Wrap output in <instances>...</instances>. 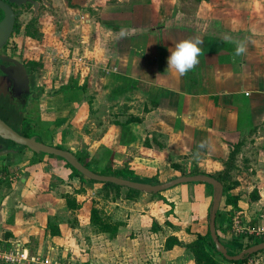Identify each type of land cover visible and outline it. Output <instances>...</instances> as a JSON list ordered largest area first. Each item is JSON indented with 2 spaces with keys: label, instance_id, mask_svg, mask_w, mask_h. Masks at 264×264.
Masks as SVG:
<instances>
[{
  "label": "crops",
  "instance_id": "crops-1",
  "mask_svg": "<svg viewBox=\"0 0 264 264\" xmlns=\"http://www.w3.org/2000/svg\"><path fill=\"white\" fill-rule=\"evenodd\" d=\"M87 1L90 9H73L77 22L85 23L74 45L82 52L57 54L69 66H79L87 83H72L85 91L75 98L70 91L60 94L66 105L89 100L88 109L99 106L117 117L103 121L97 137L70 135L66 128L80 123L79 111L70 116L57 106L59 94L45 96L56 103L38 107L47 104L51 117L40 118L37 110L31 135L82 156L94 171L128 168L159 182L182 172L221 171L238 145L231 171L236 184L229 190L238 199L235 206L220 202L219 235L239 253L249 235L232 232L233 218L244 227L264 223V0ZM187 38L202 41L201 54L196 67L180 76L167 69L168 49ZM232 41L244 42L246 51L236 56ZM24 113L21 120L12 119L21 131ZM5 163L0 244L82 264H195L184 246L166 248L165 242L174 237L187 244L206 234L210 184L186 182L128 197L124 186L116 190L82 179L64 160L26 147L1 155L0 167ZM66 195L75 206L67 205ZM92 208L104 228L93 223ZM253 256L264 264V249Z\"/></svg>",
  "mask_w": 264,
  "mask_h": 264
},
{
  "label": "rangeland",
  "instance_id": "rangeland-1",
  "mask_svg": "<svg viewBox=\"0 0 264 264\" xmlns=\"http://www.w3.org/2000/svg\"><path fill=\"white\" fill-rule=\"evenodd\" d=\"M50 1L51 4L49 7H44L42 10L40 9L38 11L37 9L34 11L29 10L20 15V17L18 18V28L16 30V33L12 36L8 44V48L11 49L10 52L12 55L17 57L21 62L33 64L34 68L28 69L31 73V86L34 91H38V89H41L39 90L40 92L38 91L40 98L37 97L36 100H32V98H30L29 102H26L27 105L25 107V116L23 117L24 124L26 125V127H29L33 124L37 116V110L39 112L40 118L42 117L43 119H48L49 117H51V112H49L50 109L47 108V104L45 105L43 110L39 109L38 104L56 103L55 101L52 102V98H46L45 96H54L59 94L60 99L57 100V106H64L63 108H65L66 111L69 110L71 112L70 116L75 115L76 112L79 111L78 114H76V118L78 120L80 118V123L77 124L73 122L74 127L66 128L67 133L70 131L69 134L74 135L73 132H77L78 135L79 133L88 132L90 134H97V137L99 132L103 129V126L101 127L103 121L105 122L107 119L112 120L116 118L117 115H110V113L107 111L105 113V111H103L99 106H97L96 109L92 108L91 110L90 103H88L89 100H83L76 106L72 105L71 103L66 105V103L68 102H66L64 99L62 100V96L60 94L62 87H64L68 83H72L73 80L84 84L83 82L86 78L85 74L82 75L80 73L78 65L69 66V61H63L62 58L57 56L58 53L65 54L66 52V54L71 57L72 55H76L78 53L77 50L79 52H82L80 46L77 50L75 49L74 51V45L79 41L78 39L81 38L83 32L82 27H84L85 23L82 22L81 24H79L77 22L75 14L73 13V9H90L89 1L68 0L69 4L66 0ZM102 1L108 4L116 2V0ZM31 16H33L31 20L32 25L29 24L27 26H31V29L38 34V37L33 36L32 32L27 33V27H25V24L29 21V19H31ZM85 82L87 83V80ZM85 96L87 99L89 98L88 95ZM1 102H3V99H1ZM88 104L90 106L89 109ZM41 111L43 112V115H41ZM53 111H56V109ZM103 113H105V115ZM0 115H2V117L6 119V122L10 126L23 133V131L14 126V123L12 122V119L14 118L12 113H9V111L7 110L0 109ZM74 136H76V134ZM13 143L10 144V146H15L23 149L21 145ZM81 149L84 150L83 148ZM99 152L100 148L98 147L96 153L93 152V154H91V160L96 159L99 155ZM102 155H104V153ZM5 165L8 166L7 163H5L4 166ZM149 177L156 176L152 175ZM4 182H1L0 185H2ZM228 249L234 251L230 248L229 245Z\"/></svg>",
  "mask_w": 264,
  "mask_h": 264
},
{
  "label": "water",
  "instance_id": "water-1",
  "mask_svg": "<svg viewBox=\"0 0 264 264\" xmlns=\"http://www.w3.org/2000/svg\"><path fill=\"white\" fill-rule=\"evenodd\" d=\"M12 1V0H11ZM21 0H16L19 3ZM0 8L3 10L4 16L0 20V50L2 49L9 33L11 31L14 13L11 8L5 4L2 0H0ZM0 58L5 61L8 60L11 64L7 68L3 67L6 71L3 72L4 77L12 88H21L25 87L26 93L30 94L32 97H37V92H32L29 89L27 84L28 78L30 77V72L27 67H25L24 63L17 59H9L7 57L1 56ZM2 74V75H3ZM36 95V96H34ZM3 100L2 106L7 109L10 113H14L18 119H22V115L25 111V107L27 105L28 95L24 96L21 101H16L11 98V101L8 102V99L2 96ZM14 98V97H13ZM16 143L21 145L23 148L26 147L31 151L39 154H52L61 157L66 162H68L73 168L83 174L85 177L101 181V182H112L114 184L136 189L146 193H157L164 189L170 188L174 185L186 182H205L212 186V199L211 205L209 208L208 215V230L212 242L214 243L215 249L221 253L228 260H241L245 257L256 253L260 250L264 249V241L255 243L250 245L243 250H241L237 254H229L227 252V247L219 240L215 227V217L216 212L219 209L220 202L223 196V185L222 183L214 178L213 176L205 173L198 174H188V175H180L175 178H172L165 182L159 183H150L138 179L133 178H122L116 175H103L99 174L90 168L86 167L77 156L67 149H61L53 145H48L41 141L40 137L36 135L25 136L23 133L17 131L12 126H10L4 119L0 117V156L8 153H16L17 151H21L22 148H12L13 146L4 147L5 143ZM13 143V144H14ZM1 218V215H0Z\"/></svg>",
  "mask_w": 264,
  "mask_h": 264
},
{
  "label": "trees",
  "instance_id": "trees-1",
  "mask_svg": "<svg viewBox=\"0 0 264 264\" xmlns=\"http://www.w3.org/2000/svg\"><path fill=\"white\" fill-rule=\"evenodd\" d=\"M32 25V24H31ZM28 32H32L33 36L38 37V34L35 33L32 29L31 26H27V33ZM33 68V64H30ZM65 91V93H68L69 91L72 93L70 98H75L78 94H82L85 91V87L84 85L82 86H78L75 82L74 83H68L67 85H65L64 87H62L61 91ZM30 127H24L23 128V134L25 136H31V131L29 130ZM56 147L62 148V146L57 145ZM238 152V145H235L231 151L229 152L228 158L224 163V168L221 171H218L216 173H210L209 175L213 176L214 178H216L217 180H219L222 185H223V196H222V202L224 204H231L233 206H235L238 196L231 194L229 192L230 189H232L235 184L236 181L231 180L232 176H231V171L235 162V157L236 154ZM52 157H57L59 159H62L59 156L56 155H52L49 154ZM77 158L79 159V161H81L86 167L90 168V164L88 162H84V158L78 154H76ZM64 160V159H62ZM65 161V160H64ZM66 165L68 167H70L72 169V173L80 176L82 179H87L83 174H81L79 171H77L75 168H73L68 162H66ZM6 165L2 166L1 169H5L6 170ZM91 169V168H90ZM92 170V169H91ZM94 171V170H93ZM99 174H103V175H116L122 178H133V179H138V180H145V181H149L151 183H159V180L156 177H143L140 176L138 174L135 173V171L128 169V168H119V169H111V168H103L100 171H95ZM198 173H203L197 170L191 171L189 173H184L182 172L181 175H188V174H198ZM5 178H9L8 181L9 182H13L15 177L13 175H11L10 177L8 176V172H5ZM94 182H100V181H95L92 180ZM103 186L107 187V186H114L116 188V190H119L122 186L114 184L112 182H101ZM126 191L127 194L126 196L128 197H134L136 195H138L140 192L139 190L136 189H132V188H128L126 187ZM254 192V191H253ZM159 193V192H157ZM119 194V192H118ZM156 194V193H153ZM256 192L253 193L252 198L257 197V195H255ZM66 200H67V205L69 207H73L75 206V203L72 201V199L69 197V195H66ZM209 210V208H208ZM91 216H94V224H98L101 225L104 228V225L101 222V219L99 218L97 211L92 208L91 209ZM222 214L220 213L219 209L216 212V217H215V227H216V232H217V236L219 238V240L225 245V247H227V252L231 255L236 254L237 252L235 251H231L228 249V245L226 243H224L222 241V239L220 238L219 235V230H220V225L222 223ZM229 226V224H228ZM249 242H247L246 244H244L245 247H248L252 244L258 243L260 241L264 240V237H256V236H252L249 235L248 237ZM173 244H178V245H182L184 246L187 251L189 252V254H191L192 259L194 260L195 264H219V259L222 261H226L229 263H233V264H242L246 259H248L249 257L253 256L254 254L262 251H258L256 253H253L247 257H245L244 259L241 260H228L226 259L221 253H219L214 246V243L212 242V239L210 237L209 234V230L206 232V234L204 235H197L196 238L190 242V243H182L180 241H177L174 237H169L167 238L166 242H165V247L166 248H170ZM218 257V259H217Z\"/></svg>",
  "mask_w": 264,
  "mask_h": 264
},
{
  "label": "flooded vegetation",
  "instance_id": "flooded-vegetation-1",
  "mask_svg": "<svg viewBox=\"0 0 264 264\" xmlns=\"http://www.w3.org/2000/svg\"><path fill=\"white\" fill-rule=\"evenodd\" d=\"M5 4H7L11 10L13 11L14 13V20H13V25H12V28H11V31L9 33V36L7 37L2 49L0 50V55L1 56H4V57H7L9 59H17L19 60L17 57H15L14 55L11 54V49L8 48V44L10 42V39L12 38V36L16 33V30L18 28V18L20 17V15L24 12H27L29 10H42L44 7H49L50 4H51V1L50 0H21L19 3L16 2V0H2ZM67 3L69 4V1L66 0ZM4 16V13H3V10L0 8V20L3 18ZM32 18L33 16H31V19H29V21L25 24V27H27V25L29 24H32ZM20 61V60H19ZM25 67H27L28 69H33V67L28 64L27 62H23ZM10 62L8 60H5L3 61L1 58H0V107L2 102H1V99L2 96H4L5 98L8 99V102L11 101V98L13 100H16L17 102L18 101H21L23 99V97L26 95H28V99H27V102H29L30 98H32V100H36L37 97H39V93L37 92V97H31L30 94H27L26 93V90H25V87L22 86L21 88H12L11 85H10V82H8L6 80V78L4 77V74L3 72H5L6 70L3 68H7L8 66H10ZM3 74V75H2ZM31 77L28 78V81H27V84L29 86V89L32 91V92H36L33 90L32 86H31ZM41 90V89H40ZM40 92V91H39ZM36 96V95H34ZM14 97V98H13ZM3 100H6V99H3ZM7 110L6 108H2V110ZM14 114V113H12ZM0 117L2 119H4L2 117V115H0ZM13 117H16V115H13ZM14 119V118H13ZM5 120V119H4ZM6 121V120H5Z\"/></svg>",
  "mask_w": 264,
  "mask_h": 264
},
{
  "label": "built area",
  "instance_id": "built-area-1",
  "mask_svg": "<svg viewBox=\"0 0 264 264\" xmlns=\"http://www.w3.org/2000/svg\"><path fill=\"white\" fill-rule=\"evenodd\" d=\"M61 57V56H60ZM62 58V57H61ZM77 62L84 63L83 58H77ZM231 230L234 234H248L257 237L264 236V223L255 227H244L240 224L238 216L232 220ZM261 256H253L246 259L242 264H261ZM0 263L5 264H82L71 259L53 258L49 255L31 253L21 245L0 244Z\"/></svg>",
  "mask_w": 264,
  "mask_h": 264
},
{
  "label": "clouds",
  "instance_id": "clouds-1",
  "mask_svg": "<svg viewBox=\"0 0 264 264\" xmlns=\"http://www.w3.org/2000/svg\"><path fill=\"white\" fill-rule=\"evenodd\" d=\"M126 30L121 29V35H125ZM235 43V55L240 56L246 51L244 42L232 41ZM202 41L199 38L192 39L187 38L179 41L173 48L168 49L171 53L167 58V69L174 70L178 75L184 76L189 71L193 70L199 63V55L201 54V48L199 45Z\"/></svg>",
  "mask_w": 264,
  "mask_h": 264
}]
</instances>
